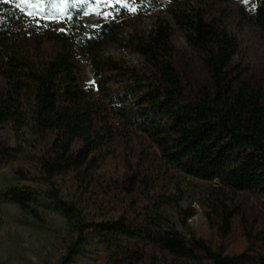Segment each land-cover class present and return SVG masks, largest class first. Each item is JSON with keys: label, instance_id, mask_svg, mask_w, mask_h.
<instances>
[{"label": "trees", "instance_id": "trees-1", "mask_svg": "<svg viewBox=\"0 0 264 264\" xmlns=\"http://www.w3.org/2000/svg\"><path fill=\"white\" fill-rule=\"evenodd\" d=\"M216 1L169 3L167 17L157 16L149 29L130 36L143 60L134 66L103 52L110 43L120 42L129 15L148 13L156 0L115 3L111 20L99 26L87 24L81 8L63 17L61 28L49 19L31 18L11 0H0V76L7 82L6 90L0 91V131L10 127L17 140L11 149L0 144V161L32 149L40 152V166L49 178L80 176L97 164V156L109 152L122 129L141 133L164 163L217 191L264 195V79L246 80L235 64L240 46L227 27L226 14L207 12ZM235 1L241 18L264 30V0ZM133 7L136 11L130 10ZM168 17L199 49L210 79L209 86L191 95L174 66ZM48 43L54 45L51 52L45 49ZM115 78L119 89L111 86ZM0 200L37 221L45 220L42 212L47 210L65 219L74 239L60 264H71L87 248L85 231L91 227L105 244H112L105 245L109 252L117 248L130 263L141 256L123 249L121 237L149 234L178 258L195 259L201 253L213 264H229L204 240H189L174 228L158 229V221L145 229L123 220L86 223L82 211L56 190L7 184L0 186ZM232 215L227 211L224 233Z\"/></svg>", "mask_w": 264, "mask_h": 264}, {"label": "rangeland", "instance_id": "rangeland-1", "mask_svg": "<svg viewBox=\"0 0 264 264\" xmlns=\"http://www.w3.org/2000/svg\"><path fill=\"white\" fill-rule=\"evenodd\" d=\"M10 1V0H8ZM38 21L49 19L61 28V19L83 8L81 17L93 26L111 20L114 0H11ZM156 0L146 14L133 12L126 18L121 40L110 43L104 56L122 59L126 64L141 66L142 58L134 50L130 36L149 29L157 16L167 17L169 3ZM212 3H210L211 5ZM226 14L228 29L237 36L239 53L235 64L251 82L264 79V30L241 18L235 0H218L209 14ZM171 39L175 46L174 66L187 95L210 85L202 64L201 53L192 45L183 30L169 18ZM45 49L53 51L48 43ZM89 77L90 67L86 68ZM118 78L111 82L119 89ZM7 82L0 76V91ZM105 156H97V164L82 171L55 175L51 178L40 166V152L24 149L14 160L0 161V186L15 184L40 191L56 190L60 198L75 204L86 223L99 224L123 220L134 228L158 221V229L174 228L187 239L204 240L215 251L229 259V264H264V195L241 191H217L209 183L187 175L180 168L164 163L141 133L122 129ZM1 146L11 149L17 140L10 127L0 131ZM231 210L227 232H223L225 215ZM44 221L30 218L15 205L0 200V264H60L74 231L65 219L52 210L42 212ZM87 228L89 245L71 264H213L198 253L195 259L178 258L157 245L149 234L144 237H121V247L141 256L130 263L122 251L109 252L104 240ZM156 228V229H157ZM145 229V228H143ZM149 229V228H147Z\"/></svg>", "mask_w": 264, "mask_h": 264}, {"label": "snow or ice", "instance_id": "snow-or-ice-1", "mask_svg": "<svg viewBox=\"0 0 264 264\" xmlns=\"http://www.w3.org/2000/svg\"><path fill=\"white\" fill-rule=\"evenodd\" d=\"M21 3H29V0H20ZM131 2L134 4L135 0H131ZM115 3L124 4L125 6H128V0H115ZM132 11H136V8H130ZM89 83H94L93 81H90Z\"/></svg>", "mask_w": 264, "mask_h": 264}]
</instances>
